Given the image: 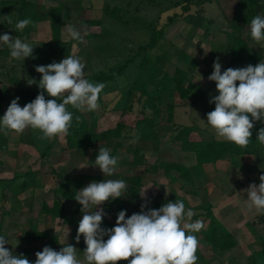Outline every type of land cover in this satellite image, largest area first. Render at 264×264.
<instances>
[{"label":"rangeland","instance_id":"obj_1","mask_svg":"<svg viewBox=\"0 0 264 264\" xmlns=\"http://www.w3.org/2000/svg\"><path fill=\"white\" fill-rule=\"evenodd\" d=\"M29 1L43 3L46 6L45 9L57 5L63 7L67 3V17L61 30L55 34L49 30L44 34L45 28L41 26L39 33L30 31L25 37H17L33 47V55L25 58L24 61L11 58L10 50L1 43L0 47L7 51V54H3V61L4 63H15V68L11 69V73H15V78L19 83L18 85L11 84V82L0 84V88L6 93L0 118L3 117L10 102L16 97L20 98L18 103L23 107L21 97L15 93V89L18 87L22 90H37L38 94L42 91L38 84L31 86L27 84V80L30 78L37 82L41 79V74L35 71L36 66L48 65L54 61L60 62L65 57L72 55L79 57L86 65L85 77L91 73L109 72L112 68L122 65L127 58L135 53L139 43L149 37L147 30L140 24L141 20L145 24L151 22L159 24L163 11L186 0H133L132 5L129 6L127 2L131 0H79L78 3H73L74 0ZM106 3L124 8L125 11L121 15L128 20V27L117 24L121 30L106 28L102 36L96 35L91 38L88 35L100 33V27L89 26L84 21L101 19ZM249 3L246 0H216L204 5L205 13L203 16L205 18L192 12L177 19L167 28L165 49L169 52L168 58L156 62L155 57L161 55L163 50L153 51V63H156L151 62L148 65V69L152 72V81L162 82L164 85L168 84L167 89L162 94L161 114L156 126L160 143L158 148L154 147L141 151L144 155L141 166L131 169L130 165L124 163L130 162L134 158L133 152L136 141L135 137L132 136L119 139L115 143L118 147L116 154L119 157L118 166L114 175L107 177L97 166H94L96 158L93 162L91 161L94 153L99 152L100 147L107 148L103 142L81 150H70L67 148L66 135L57 136L48 139V143L53 145L51 155L43 158L38 148L21 142L29 128L23 134H17L13 131H7L5 134L4 130H0V142L2 136L6 140L5 146L0 148V160L3 162L0 166V180L13 181L16 175H21L14 182L0 183V231L6 235L9 242L6 248L17 255L28 253L26 257L30 264H35L36 252L42 251L45 246L60 251L62 247L70 244L77 248L78 258L84 261L83 251L86 246L81 247L80 245L83 242V236H81L79 243L75 241L79 221L82 217L75 213L76 203L60 196L58 187L64 179L58 177V174L76 180L82 177H99V180H84L83 186L79 188L81 190L93 181L125 180L142 173L143 188L141 193L147 189L148 204L156 205L157 203L179 200L185 204L186 210L191 209L197 214L211 202L216 203L215 208L211 204L213 213L235 237L237 246L228 252L214 254L203 237L208 221L201 217L198 220L203 222L202 230L192 233L197 236L199 241L196 253L197 264H248L252 253L261 249L257 241L260 236L264 238V212H257L255 208H249L250 201L247 199V192L245 191L248 189L246 184L254 180L250 174L247 175L243 171L240 165L229 163V161L220 165L207 166L206 169H204L206 166L204 165L200 174L192 170L195 178L194 184L182 179L172 183L162 170L145 173L143 170L152 166L156 160L177 161L184 163L191 169L194 167L196 164L194 155L183 152L180 143L173 140L176 127L194 125L201 139L218 140L214 130L206 122L207 113L215 108V104L209 102L215 93L210 89V87H214V81H209L208 76L213 72V62L217 57H219L222 65L221 70L231 62L230 46L233 37L241 36L247 42L252 40L250 33L248 34L250 25L244 24L243 18L250 14L249 22H251L256 15L264 16V11L256 14L257 7L264 6V1L260 0L259 2L257 0V3L251 6ZM135 17L139 19L136 20ZM209 19H213V21L209 22ZM67 25H74L81 30L83 42L74 41L67 36ZM4 26L6 25L3 24ZM7 32L16 37L14 33L11 34L7 29H3V34ZM62 46L64 50H61ZM66 51L69 54H65ZM244 54L246 56V51ZM137 63V61L132 63L124 75H118L116 72L114 80L105 84L106 89L110 92L104 97L103 105H100L98 100L99 108L93 111L98 116L99 130L113 129L118 124H123L127 129H130L135 126L136 120L141 118V105L137 101H135L131 111L126 114L122 111L123 90L131 86L139 75ZM178 66L192 71L185 85L189 82L196 85V89L186 100L181 99L174 89V84L169 83L166 78V76L172 75ZM243 67H246L243 63L242 66H238V64L232 66V68ZM151 90H154L153 86H151ZM44 94L46 100L52 99L46 92ZM169 104L175 107L173 122L167 121V105ZM89 113L83 112L87 118ZM35 133L38 134L39 130H35ZM135 134L132 132L133 136ZM44 145L45 143L41 142L39 147L42 148ZM254 170L255 166L249 169V171ZM28 171L35 172V184L21 190L19 187L24 180L23 175ZM125 181L128 185L125 196L101 205L107 214L106 216L114 225H116V220L112 219V215L116 212L118 199H121L126 211L130 213L140 210L138 202L139 204L145 203L141 196H131L130 184L127 180ZM56 198L61 200L65 211L73 221L72 223L66 224L61 218H53L41 213L42 203L46 201L51 206ZM95 210V207L89 209L93 212ZM261 215L262 218H260ZM248 223L253 225L257 231V236L254 235ZM32 227L39 232L47 231L52 237H58V244H51L47 240L29 243L27 233Z\"/></svg>","mask_w":264,"mask_h":264},{"label":"clouds","instance_id":"obj_2","mask_svg":"<svg viewBox=\"0 0 264 264\" xmlns=\"http://www.w3.org/2000/svg\"><path fill=\"white\" fill-rule=\"evenodd\" d=\"M29 25H33V21L25 18L18 21L15 28L23 31ZM66 32L72 40L83 42L81 30L76 26L67 25ZM250 35L256 43L264 42V16L256 15L251 20ZM0 43L8 47L15 60L24 61L33 55L32 46L7 33L0 35ZM85 67L79 57L72 55L60 62L36 66L35 71L41 74V79L37 82L30 78L27 84H38L42 91L23 107L18 103L19 97L13 99L0 118V130L5 134L7 131L23 134L31 128L39 130L42 140L67 135L73 121V113L67 106L81 112L95 111L99 108L100 93L106 87L102 82L92 83L86 79ZM221 68L217 57L208 80L215 82L219 94L209 101L215 108L207 113L206 122L218 140L245 148L251 142L254 121L264 123V61L255 66L229 67L223 72ZM45 92L52 99L46 100ZM76 120L79 121V117ZM257 141L264 145V127L259 129ZM118 161L119 157L113 156L110 149L100 147L94 166L104 176L111 177L117 170ZM259 180V185L252 183L245 191L249 208L264 212V175ZM127 187L125 180L104 179L77 191L74 199L82 205L83 215L75 240L79 243L81 236L84 238V261L78 258L77 248L67 244L60 251L45 246L36 252L35 264H118L120 261H128V264H197L199 241L192 233L201 231L203 222H192L195 213L186 210L182 201L175 200L159 209H151L148 208L146 189L140 194L145 203L141 204L139 213L127 216L126 210H121L113 228L102 227L107 214L101 205L124 197ZM92 207L96 209L94 212L89 211ZM7 244L6 237L0 235V264H30L26 256L13 254L6 248Z\"/></svg>","mask_w":264,"mask_h":264},{"label":"trees","instance_id":"obj_3","mask_svg":"<svg viewBox=\"0 0 264 264\" xmlns=\"http://www.w3.org/2000/svg\"><path fill=\"white\" fill-rule=\"evenodd\" d=\"M216 0H186L179 5L167 9L163 11L161 17L159 19V24H155L153 22L149 24H145L144 21H140V24L143 25L147 31L149 37L141 41L135 50V53L131 55V57L127 58L124 63L118 67L112 68L109 72H98L91 73L85 78L88 79L92 83H104L113 81L115 78V73L118 75H124L129 66L134 63H137V68L139 70V75L136 77L135 81L131 86L125 88L123 90V108L122 111L124 114L128 113L133 109V105L135 101L141 105V118L137 119L135 122V126L133 128L127 129L123 124H118L113 129H105L99 130L98 128V116L95 112H90L89 117L87 118L83 112L74 109L71 105L67 106V109L73 113V121L72 125L68 130L66 135V143L67 148L70 150H81L83 148L92 147L96 143H105L107 148L111 150V154L116 156L118 147L115 144L119 139H123L125 137H135V145H134V158L130 162H124L127 165L131 166V169H135L143 164L144 155L141 153L142 150H149L154 147L158 148L160 143V136L156 132V126L158 125V120L161 114V104L162 94L167 89L166 86L168 84H163L162 82H154L151 80L152 72L148 69L149 63H153V51L158 52V50H163L162 54L155 57L156 62L161 61L163 59H167L169 56L168 50L165 49V33L167 28L173 24L177 19L185 17V15L189 13H196L198 16L205 18L204 13V5L207 3H212ZM249 1L250 6L257 3V0H246ZM264 1V0H263ZM79 0H74L73 3H78ZM133 0L127 2V5H132ZM260 2V0H259ZM241 4V3H240ZM239 4V6H240ZM264 5V4H263ZM66 6V7H65ZM65 6H51L48 11L43 12V7L37 3H34L29 0H20L15 2L8 3H0V10L5 9H13L17 16L15 22L25 19L31 18L33 21V25H29L23 31L17 30L16 35L18 37H25L30 31H34L37 28V25L42 20H48L50 23V27L52 32L55 34L59 32L66 20V8ZM138 7V6H137ZM136 7V8H137ZM264 6L260 5L257 7L259 12L264 11ZM125 11L123 7L106 3L103 7V17L99 20H85L84 23L89 26H99L100 33H90L89 37H95L96 35L102 36L106 28L111 29H120L117 24L123 25L124 27H128V20H126L121 14ZM250 15V14H249ZM247 16L243 18V23L248 24L251 16ZM138 20V17H135ZM209 22L213 21V19H209ZM197 23V22H196ZM105 46V45H103ZM64 50V47H61ZM248 51L250 55H255L254 64H256L261 57L256 55V52L250 50L248 45L241 36L233 37L230 46L231 52V62L230 64H240V62L245 57L244 52ZM66 54H69L66 51ZM186 59V58H185ZM154 62L153 64H155ZM89 63V61H88ZM192 73L190 70H185L180 66L176 67L173 74L170 76H166L169 83L174 84V89L178 92L181 99L186 100L191 93L196 89V85L194 83L189 82L187 85V78ZM145 76V78H144ZM165 78V79H166ZM151 83V84H150ZM11 84H15L14 81ZM151 86L154 87V90H151ZM110 91L106 89V87L100 93L99 104H104V97L109 94ZM17 95L21 97L22 105L24 106L27 103L33 101L38 95V91L34 90H22L17 89L15 91ZM6 93L3 89H0V112L3 108V99ZM121 101V100H120ZM119 102V101H118ZM175 107L172 104L167 105V121L173 122L174 119ZM210 112V111H209ZM76 117H79V121L76 120ZM264 127V123L260 121H254V128L252 129L251 142L247 147L241 148L234 143L223 141V140H203L198 134L196 127L194 125H186L176 127L175 134L173 136V140L179 142L181 145V150L185 153L193 154L196 160V164L192 169L185 165L182 162L177 161H158L150 166L149 168H145L143 173L145 172H157L158 170H162L163 173L168 176L169 180L172 183L178 182V180L182 179L191 184H194V170L197 174H200L202 167L207 164H215L218 161H223L231 157L233 162H236L237 157L239 156H253L256 159L260 148L264 145L260 144L257 141V133L260 128ZM132 132L136 133L134 136ZM42 134L39 132L35 133V130L29 128L28 133L21 139L22 143L29 144L35 146L39 149L41 157L46 158L51 155L52 144L47 140L40 139ZM0 148L5 146L6 140L5 138H1ZM43 142L45 145L40 148V143ZM98 152H95L92 158V162L94 158H96ZM3 162L0 160V166ZM21 175H16L13 181L0 180V183L6 182H14L15 179L20 178ZM24 180L20 185L21 190H25L27 187L35 184V172L28 171L23 175ZM58 177H62L64 180L59 184L58 191L60 196L63 199L69 200L70 202L76 203L75 213L78 216L83 215L81 212L82 206L77 203L74 199L77 191L84 184V180L93 179L99 180V177H82L74 179L69 176H63L58 174ZM130 184L129 192L132 197L140 196L141 190L143 188V177L142 173L133 175L127 179H125ZM15 189V188H14ZM175 202V201H170ZM116 212L112 215V219L117 216V214L121 210H126L123 205L121 199L116 201ZM166 203H157L155 206L148 207L151 209H159ZM147 210V209H145ZM141 210L137 212H127V216H131L133 213H139ZM41 213L50 215L53 218H61L64 223H72V219L69 214L65 211L63 204L59 198L54 199L53 204L50 206L47 202L42 203ZM204 217L208 221V225L203 232L204 240L207 244L210 245L214 254H220L224 252H228L237 246V241L235 237L224 227V225L218 220V218L213 213V207L211 204L203 207L200 212L195 214L192 217V222L198 220L199 218ZM262 218V215L261 217ZM115 225L108 216H105L103 219L102 227L104 228H113ZM248 226L251 227L254 235L257 236V231L253 228L251 223H248ZM0 235L6 237V235L0 231ZM258 243L261 246V249L252 253L249 257L248 264H264V238L258 237ZM7 239V237H6ZM107 240V237L104 238ZM47 240L51 244H58V238L56 236L52 237L49 232H39L36 228H31V230L27 233V241L29 243H39L41 241ZM76 241V240H75ZM74 241V242H75ZM81 247H85L84 238L83 242L80 243ZM7 245H5L6 247ZM66 246V245H65ZM24 256H27L28 253H20ZM19 254V255H20ZM121 262V261H120ZM118 262V263H120Z\"/></svg>","mask_w":264,"mask_h":264},{"label":"crops","instance_id":"obj_4","mask_svg":"<svg viewBox=\"0 0 264 264\" xmlns=\"http://www.w3.org/2000/svg\"><path fill=\"white\" fill-rule=\"evenodd\" d=\"M15 1L17 2V1H20V0H9V1L1 0L0 3H8V2H15ZM32 2L37 3L39 5L42 4L41 6L43 7V9H42L43 12H46L49 9V8L45 9L46 6L43 3H38V2H35V1H32ZM13 13H15V11L13 9H5V10L3 9V10H0V35L3 34V29H7L11 34L14 33V35L16 37H18L16 35L17 29L15 28V25H16L15 19H17V16L14 15ZM9 20H11V23L8 22ZM3 24L6 25V26L3 27ZM247 25H250V22ZM41 26H44V28H45L44 29V34L47 33L48 30L52 33L51 27H50V23H49L48 20H42L40 22V24L37 26L36 31L34 30V33H39ZM249 33L250 32H248V34ZM242 39H244V38H242ZM244 40L246 41V43L248 45V48L250 50L256 52V55H259L261 57V60H259L256 64H254L255 55L254 56L253 55H250L249 52L246 51L245 59H243L238 66H242V63L245 64L246 66L249 65V64L255 66L258 63H260L261 61H264V42L256 43L253 39L251 41H249V42H247L246 39H244ZM0 45H1V43H0ZM3 54L4 55L7 54V51H5V49H3L2 47H0V84L1 83L2 84H6V83H10V82L14 81L15 84L18 85L19 82L15 78L16 77L14 75L15 73L14 72L11 73V69L12 68L13 69L15 68V63H13V62H9V63L8 62H5L4 63V61H3ZM233 65H235V64H232L231 65L229 63V65L227 67H225L224 69H222L221 71L223 72L224 70H226L229 67H232ZM238 83L239 82H237V84ZM213 85H214V87L212 86V88L210 87V89H212L211 91H214L215 92L214 93V96H215V95H218L219 93L216 90V84H215V82L213 83ZM17 89H19V87ZM17 89H15V91ZM238 158L239 157H237L236 162H233V159L231 157H229L226 160L218 161L216 164H207L204 167V169H206L207 166L220 165V164H222L224 162H227V161H229V163H236V164L240 165V167L243 168V171H245V173L247 175L250 174L252 176L253 180L255 181V182L254 181L253 182H247V184H246L247 187H249L250 184H252V183H255V184L259 185V183H260L259 177L261 175H264V146H262L260 148V150L258 152V155H257V159L255 161H254V157L253 156H241L240 159H238ZM253 165L255 166V170L254 171H249V169H251L252 167H254ZM161 201H163V200H161ZM137 204H138V208H140V210H141V203L139 204V202H138ZM211 204L215 208V204L216 203H214V202L212 203L211 202ZM152 206H155V205L153 203H149L148 204V207H152ZM136 209H137V207H136ZM132 212H137V211H132ZM114 219L116 220L117 219V216H115ZM222 224H224V223H222Z\"/></svg>","mask_w":264,"mask_h":264},{"label":"built area","instance_id":"obj_5","mask_svg":"<svg viewBox=\"0 0 264 264\" xmlns=\"http://www.w3.org/2000/svg\"><path fill=\"white\" fill-rule=\"evenodd\" d=\"M118 264H128V261H121L120 263Z\"/></svg>","mask_w":264,"mask_h":264}]
</instances>
